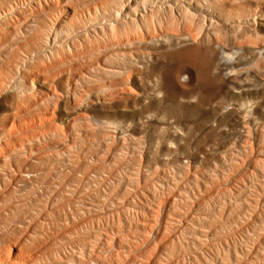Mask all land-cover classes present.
Here are the masks:
<instances>
[{
  "label": "rangeland",
  "instance_id": "374dc122",
  "mask_svg": "<svg viewBox=\"0 0 264 264\" xmlns=\"http://www.w3.org/2000/svg\"><path fill=\"white\" fill-rule=\"evenodd\" d=\"M0 264H264V0H0Z\"/></svg>",
  "mask_w": 264,
  "mask_h": 264
}]
</instances>
